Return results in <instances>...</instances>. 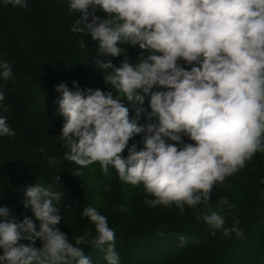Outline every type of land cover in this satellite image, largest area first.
<instances>
[{
  "label": "clouds",
  "instance_id": "1",
  "mask_svg": "<svg viewBox=\"0 0 264 264\" xmlns=\"http://www.w3.org/2000/svg\"><path fill=\"white\" fill-rule=\"evenodd\" d=\"M5 3L28 6L27 0ZM98 8L108 17L96 15ZM70 9L81 13L72 32L90 33L101 55L119 57L125 42L149 54L136 63L125 58L118 67L111 60L98 61L103 69H112L105 80L119 95L82 90L77 81L73 88L65 82L55 86L62 93L61 137L70 149L66 160L81 167L98 162L105 176L111 165L120 181L133 187L143 183L155 197L146 203L175 204L183 213L185 204H207L217 182L264 152V0H70ZM11 77V65L0 61V78ZM146 96L150 122L141 125L137 120L143 107L136 109L137 120L131 119L122 97L142 106ZM140 133L145 134L144 147H129L130 139ZM14 134L7 118L0 116V137ZM184 136L193 142L185 143ZM49 163L55 164L56 158L49 157ZM61 195L40 183L25 190L24 207H31L39 230L33 219L25 216L21 221L10 207H0V264H92L80 247L88 244H107V264H120L115 231L96 207L90 205L82 213L95 225L96 236L89 238L85 232L72 243L57 227ZM198 219L214 230L223 229L225 236L242 235L238 219L224 228L225 218L207 209ZM37 239L42 247L35 246ZM179 239L181 245L187 242L183 236Z\"/></svg>",
  "mask_w": 264,
  "mask_h": 264
},
{
  "label": "trees",
  "instance_id": "2",
  "mask_svg": "<svg viewBox=\"0 0 264 264\" xmlns=\"http://www.w3.org/2000/svg\"><path fill=\"white\" fill-rule=\"evenodd\" d=\"M27 4L22 8L0 0V61L12 68L9 80L0 78V91L5 93L0 116L7 118L15 133L0 137V207H10L21 221L25 216L33 219L39 230L31 207H24L25 190L37 183L51 185L62 194L57 203L61 215L57 227L69 241L75 243V237L85 232L89 238L97 235L95 225L82 216L84 208L94 206L115 231L120 264H264V152L258 151L245 167L223 183L217 182L207 204H185L183 213L175 204L152 207L145 201L155 197L147 193L143 183L133 187L120 181L111 165L105 176L98 162L81 167L64 158L70 149L61 137L65 118L59 112L62 93L55 86L65 82L73 88V81H77L82 90L90 87L119 95L105 80L112 69H103L98 61L111 60L118 67L125 58L136 63L149 52L125 42L120 45L125 51L119 57L101 55L99 42L92 40L90 33L72 32L81 13L70 9V0H27ZM96 15L108 17L99 8ZM81 43L86 46L81 48ZM122 99L131 119L137 120L136 109L143 107L137 122H150V97H145L142 106ZM144 135L136 134L129 147L135 143L142 149ZM183 139L193 142L187 136ZM166 142L178 144L168 138ZM128 154L126 148L122 155L126 158ZM49 157H55L56 163L50 164ZM222 199L228 203L221 204ZM205 209L221 214L226 221L224 228H231L238 219L242 235L237 237L233 232L225 236L223 229H212L198 219ZM181 236L187 240L183 245ZM35 246L42 247V241L37 239ZM80 247L92 264H107V244Z\"/></svg>",
  "mask_w": 264,
  "mask_h": 264
},
{
  "label": "rangeland",
  "instance_id": "3",
  "mask_svg": "<svg viewBox=\"0 0 264 264\" xmlns=\"http://www.w3.org/2000/svg\"><path fill=\"white\" fill-rule=\"evenodd\" d=\"M16 13H17V16H19L20 18L22 17V15H21V13L19 11H16Z\"/></svg>",
  "mask_w": 264,
  "mask_h": 264
}]
</instances>
